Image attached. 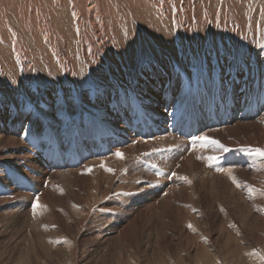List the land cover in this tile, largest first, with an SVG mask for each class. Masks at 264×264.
Masks as SVG:
<instances>
[{
	"label": "bare ground",
	"instance_id": "1",
	"mask_svg": "<svg viewBox=\"0 0 264 264\" xmlns=\"http://www.w3.org/2000/svg\"><path fill=\"white\" fill-rule=\"evenodd\" d=\"M13 6L40 39L9 24ZM0 23L13 43L0 60L1 227L41 208L32 231L58 264H107L110 251L147 264L154 249L168 264H264L237 256L242 239L264 241V0H0ZM191 119L195 140L174 138ZM225 222L239 236L228 261L206 238Z\"/></svg>",
	"mask_w": 264,
	"mask_h": 264
},
{
	"label": "rangeland",
	"instance_id": "2",
	"mask_svg": "<svg viewBox=\"0 0 264 264\" xmlns=\"http://www.w3.org/2000/svg\"><path fill=\"white\" fill-rule=\"evenodd\" d=\"M14 8H16L15 6H13V8L11 9V10H9V13H8V19H9V24L13 27V28H15V29H17L18 30V32L19 33H21V34H23V38L26 40V41H30L29 39H27V38H29L30 36H29V33H28V31L31 29V28H33V29H35L34 27H29V22L26 20L24 23H22L21 22V20H20V18H19V15L17 14V15H13L14 13H15V9ZM8 11H6V13H7ZM14 12V13H13ZM30 14H27V15H25L26 17H28ZM18 16V17H17ZM19 20H18V19ZM17 20V21H16ZM0 24H2V23H0ZM35 33H34V30H33V38H38V39H40L41 37H40V35H39V33H38V29L36 28L35 29ZM0 32H3L2 34H3V36L6 34V32H5V29H2V28H0ZM28 33V34H27ZM7 40H8V42H7V44H2V39H0V60H2L3 61V58H8V57H11V56H13V50H12V45H13V43H12V39H11V37L9 38H7ZM34 42H36L35 40H32L30 43H28V45H31L32 43H34ZM12 52V53H11ZM13 64L16 66V60H15V58L13 57ZM72 66H73V63H72ZM74 68V67H73ZM74 69H76V68H74ZM175 80V87H176V89L178 90V92H183L184 91V89L183 88H179V86L177 85V79L175 78L174 79ZM181 81H182V79H181ZM192 92H194V93H196V94H202V90L198 87L197 89H194ZM187 97H188V95H185V96H182V97H179V99H178V101H177V103H176V106H175V109H174V113L175 114H180L181 112H189V107H188V104H187ZM210 101V103L212 102V100H209ZM179 102V103H178ZM78 118H79V120L83 123V124H85V122H84V119H86L87 121H89L90 123H92L95 119L94 118H92V116H90V115H88V114H86V115H82V114H80L79 116H78ZM97 121L99 120V119H96ZM62 127H63V129L64 130H67L68 128H70L69 127V124H64V125H61ZM6 145H11L10 144V142H8V143H6ZM8 154V153H7ZM247 159H244V162L245 163H247ZM145 160H142V164H143V170L144 171H146L147 173L149 172V173H155L156 172V169H155V167H153L151 164H153V163H151V162H146V164H145ZM149 163H151V164H149ZM66 165H69V163H66ZM148 165H149V167H148ZM144 168H147L148 169V171H147V169H144ZM155 169V170H154ZM153 172H152V171ZM54 179H56V178H54ZM59 183V185H62V186H66L69 182L67 181V179H64V181H62V182H58ZM0 185H2V184H0ZM10 208H12L11 206H10ZM20 210L22 211V213H17V212H20ZM19 211H15L16 213H15V215L13 214V216L10 218V220L8 219V220H4V221H8V223H6V225H4V226H2L1 227V224H0V264H58L54 259H52L53 258V255H51V254H48L46 251H48V249H47V247L46 248H42V246H40V244H42V242H40V244H39V242H38V245L36 244L37 243V241L39 240V239H36L35 237H38L39 235H40V232H37V233H39L38 234V236L37 235H35L34 233L36 232V231H32L33 229H38V226H40V221H38V217L39 216H41L42 214H43V212H44V210L42 211V209L40 208L37 212H35L34 210L32 211V208H30L29 206L28 207H24L23 209H20ZM6 211V210H5ZM32 211V212H31ZM39 211H40V213H39ZM25 213V215H24V213ZM34 212V213H33ZM27 213V214H26ZM38 215H37V214ZM17 214V215H16ZM18 214H20V217H21V219L20 218H18L17 219V217H19V215ZM32 214H36L35 216L37 217V218H33V217H35V216H33ZM211 214V215H210ZM210 214H208V217H207V220L205 221V222H207V224H211V226H213L214 225V229H219V225H220V221H219V219H220V217H218V216H216L212 211L210 212ZM22 215H24V216H22ZM15 216V217H14ZM33 216V217H32ZM216 216V217H215ZM25 217H26V219H28V218H30L29 220H26L25 219ZM105 217L106 218H109V216H108V213H107V210H105ZM24 219V220H23ZM36 219V220H35ZM12 220V221H11ZM20 220V221H19ZM24 221L23 222V225L24 226H22V221ZM34 220V221H33ZM98 221L99 220H102V218H99V219H97ZM14 221V222H13ZM36 221V222H35ZM111 221H113V220H111ZM10 222H11V227H10ZM21 222V223H20ZM25 222H28V223H25ZM29 222H30V226L28 225L29 224ZM31 223L33 224L32 226H33V228H32V226H31ZM37 223V224H36ZM232 223H234L235 224V221H233ZM18 224H20V225H18ZM25 224H27L29 227L27 228V225L25 226ZM234 224H230V223H228V222H225V225H224V229H225V231H223V232H217V231H215V230H213V231H211V232H209L208 234H207V236H206V238L208 239V243L210 244V245H212L213 247H214V249H215V251L214 252H212L213 254H219V257H220V259H224V260H226V261H228L229 260V258L230 257H232V252H231V250H232V247L235 245V241L238 239V235H236L234 232H233V226H234ZM37 227V228H35V226ZM9 226V227H8ZM14 227V228H13ZM19 227V229H15V228H18ZM26 228V229H24L23 228V230L21 229V228ZM226 227V228H225ZM5 228V229H4ZM7 228V229H6ZM30 228V229H29ZM32 228V229H31ZM12 229H13V231H12ZM15 229V230H14ZM8 230V231H7ZM11 230V231H10ZM19 230V231H18ZM22 230V231H21ZM39 230V229H38ZM37 230V231H38ZM5 231V232H4ZM15 231V232H14ZM31 231H32V233H31ZM7 232V233H6ZM9 232H11V234L9 233ZM16 232H18V234L16 233ZM23 234H21V233ZM23 232H25V233H23ZM16 233V234H15ZM28 233V234H27ZM36 233V234H37ZM46 233H51V232H49V231H47ZM8 234H10V235H8ZM14 234L16 235V236H14ZM27 234V235H26ZM52 234V233H51ZM12 235V236H11ZM21 235V236H20ZM30 235V236H29ZM35 235V236H34ZM229 235H231V236H233V240H231V239H228V238H226L227 236H229ZM13 237L11 240L13 241H11L9 238H11V237ZM25 236V237H24ZM26 236H27V239H26ZM32 236V237H31ZM16 237H18L17 239H15ZM20 237V238H19ZM25 238V239H24ZM30 238H32L33 240H37L36 242L35 241H33L32 242V239H30ZM35 238V239H34ZM39 238H41V241L43 240V238L42 237H40L39 236ZM7 239V240H6ZM8 239H9V241H8ZM23 240V244H20V243H18L17 244V241L18 242H20V240ZM6 240V241H5ZM26 240H30V241H26ZM40 241V240H39ZM31 243H33L34 245H32ZM24 244L26 245V246H24ZM28 244H29V246H28ZM239 244L241 245V248H240V250H239V252H238V254H237V256H239V254L241 253V252H250V251H252L253 250V256L255 257V258H261V253L264 255V241H262L261 243H259L260 245H258V243H251V242H249L247 239H242V241L241 242H239ZM28 246V247H27ZM38 246V247H37ZM12 247V248H11ZM15 247H17L18 249H14ZM30 247H32V248H30ZM33 247H35L34 248V250H32L33 249ZM26 248V249H25ZM28 248V249H27ZM41 248L43 249L42 251H41ZM14 249V250H13ZM46 249V250H45ZM207 249H209L208 247H207ZM29 250V251H28ZM37 250V251H36ZM156 250H158L157 252H156ZM13 251L15 252V253H13ZM31 251V252H30ZM33 251H35V252H33ZM150 251H152V252H148V255H147V264H161L159 261H160V259H159V256H158V254L157 253H159V255L161 256V254H163V256L162 257H165L164 259H163V261H162V264H168L167 263V256H166V254H164V251L162 250L161 252H160V250L159 249H154V250H150ZM30 252V253H29ZM156 252V253H155ZM42 253V254H41ZM161 253V254H160ZM13 254V255H12ZM109 255H111V256H109V255H107L106 257L108 258L109 257V259L107 260L106 259V257L104 258V260H106V262H107V264H116V262H118L117 264H124V262H121L120 260H117V259H119V257H118V254L117 253H115V252H113L112 253V251H110L109 253H108ZM117 254V255H116ZM10 255H12V256H10ZM112 255H113V257H112ZM91 256V255H90ZM12 257V258H11ZM118 257V258H117ZM174 257H176L175 255H174ZM46 258V259H45ZM112 258H114V259H112ZM161 258V257H160ZM192 258H193V256H192ZM9 259H11V261L9 260ZM162 259V258H161ZM111 260H114L113 262L111 261ZM146 260V259H145ZM8 261V262H7ZM55 261V262H54ZM111 261V262H110ZM195 261V260H194ZM7 262V263H6ZM12 262V263H11ZM28 262V263H27ZM185 263H187V262H185Z\"/></svg>",
	"mask_w": 264,
	"mask_h": 264
},
{
	"label": "snow or ice",
	"instance_id": "3",
	"mask_svg": "<svg viewBox=\"0 0 264 264\" xmlns=\"http://www.w3.org/2000/svg\"><path fill=\"white\" fill-rule=\"evenodd\" d=\"M201 139H208V138H207V137H201ZM213 142H214V143H217V144L219 143L218 141H213ZM221 147H223V145H221ZM224 150L227 151V148H225ZM255 151H256L257 154H259V155H261V156H264V150H262V149H256ZM116 155H117V156H122V153L117 152ZM173 175H175V174H173ZM35 206H36V205L33 204V208H35Z\"/></svg>",
	"mask_w": 264,
	"mask_h": 264
}]
</instances>
